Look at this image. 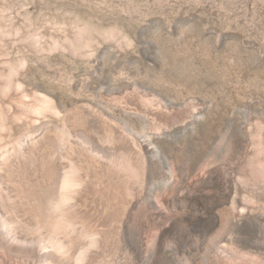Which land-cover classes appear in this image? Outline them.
Listing matches in <instances>:
<instances>
[{"label": "rangeland", "instance_id": "rangeland-1", "mask_svg": "<svg viewBox=\"0 0 264 264\" xmlns=\"http://www.w3.org/2000/svg\"><path fill=\"white\" fill-rule=\"evenodd\" d=\"M0 29V85L26 91L0 118V264H264L218 243L264 250V0H0ZM142 143L173 145L154 148L168 167L153 185ZM188 143L208 149L176 188ZM211 169L218 183L201 187ZM241 195L258 219L233 222ZM112 197L145 207L134 250V212L111 218ZM150 212L165 218L160 239Z\"/></svg>", "mask_w": 264, "mask_h": 264}, {"label": "bare ground", "instance_id": "bare-ground-1", "mask_svg": "<svg viewBox=\"0 0 264 264\" xmlns=\"http://www.w3.org/2000/svg\"><path fill=\"white\" fill-rule=\"evenodd\" d=\"M13 18V17H12ZM0 31H1V29H0ZM2 33H0V35H1ZM4 35V34H3ZM2 36V35H1ZM0 36V37H1ZM145 57L147 58H152V56H149L148 54H146L145 55ZM218 57V56H217ZM221 57V56H220ZM232 66V65H231ZM1 70V69H0ZM228 71V70H227ZM229 73H230V71H228ZM227 72V73H228ZM2 75V74H1ZM1 75H0V79H1ZM229 76V75H228ZM228 78V77H227ZM230 79V78H229ZM7 82V81H6ZM9 83H10V85L12 84L11 82H10V80L8 81ZM2 83L0 86V107H2V108H0V118H3L4 117V109L3 108H5V107H7V108H11V109H13L14 111H16V112H18V113H20L21 112V110H23L24 109V105H25V101H24V98H25V96H26V91L20 86V82L19 83H16V84H14V87L16 88H14V90L15 91H13V89H12V91L13 92H11L10 91V89H11V87L9 86V83ZM226 82H230V80L228 81V80H226ZM0 83H1V81H0ZM227 96H229V95H227ZM233 97V96H232ZM178 98V97H177ZM229 98H231V97H229ZM229 98H228V100H229ZM164 99H165V101H166V103L165 104H171V103H173L171 100L172 99H168L167 97H164ZM163 99V100H164ZM198 99V98H197ZM233 99V98H232ZM231 99V100H232ZM200 100V99H199ZM240 100V99H239ZM164 101V102H165ZM181 101V100H180ZM201 101V100H200ZM225 101H226V99H225ZM235 102H237L236 100H234ZM233 101V102H234ZM230 102V101H229ZM228 103V102H227ZM237 103H240V102H237ZM59 104H60V101H59ZM231 106H233V103L231 104ZM234 106H235V104H234ZM6 109V108H5ZM199 107L197 106V107H193V109L191 108V111H192V113H193V115H194V119L195 120H197V119H200L201 118V114H200V111H199ZM237 110V109H236ZM203 117V116H202ZM210 121V120H209ZM175 132V131H174ZM177 133V132H176ZM173 134V133H172ZM179 134H181V133H179ZM173 135H175V134H173ZM1 136V135H0ZM178 136V135H177ZM180 136H182V135H180ZM204 137V136H203ZM207 138V137H206ZM205 138V139H206ZM0 139H1V137H0ZM171 139V138H170ZM179 139V138H178ZM172 140V139H171ZM232 144V143H231ZM235 144V143H234ZM186 145V144H185ZM184 145V148L183 149H181L180 150V153H179V155L177 154V153H173L174 155H173V170L172 171H174L175 172V174L178 176V183H177V187L176 188H181V187H184L185 185H187V178H188V176L191 174V172H193V170L195 169V167L197 166V164L199 163V161H201V159H202V157L203 156H205V153H206V151H207V143H188L186 146ZM241 145V144H240ZM260 144H258L257 146H259ZM151 146H154V147H151ZM170 146H173L172 145V143H142L141 144V147H142V150L144 151V153H145V155L148 157V163L150 164L149 165V168H147V170H146V172L144 173L145 174V181H147V182H152V185H153V183H154V180H159V178H162V177H165V176H167V173H166V169H167V167H168V162H167V160L165 159V158H161V159H159L158 157H157V151L156 150H154V148H158V149H160V150H163V152H166V153H171L172 151H173V148H170ZM179 146V145H178ZM257 146H256V148H257ZM263 146V145H262ZM176 147H177V145H176ZM181 147V146H180ZM212 147V146H211ZM218 147V146H217ZM179 148V147H178ZM178 148H176V149H178ZM247 148V147H246ZM264 148V147H263ZM262 148V149H263ZM244 149V148H243ZM242 150V149H241ZM249 150V149H248ZM259 150V149H258ZM258 150H256L255 149V151H254V153L256 152V151H258ZM69 151V150H68ZM67 151V152H68ZM240 151V150H239ZM247 152V151H246ZM257 153V152H256ZM256 153H255V155H256ZM70 154V153H69ZM72 154V153H71ZM78 154V153H77ZM247 154V153H246ZM250 154V153H249ZM241 155V154H240ZM73 156V155H72ZM72 156H71V158H72ZM215 156V155H214ZM251 157H253L252 155H251ZM61 158V157H60ZM87 158V157H86ZM85 158V156H83V155H81V154H78V155H76V154H74V157L72 158V159H75V161H77V162H79V163H81L82 164V166H85V168H86V170H87V168H89V167H91L92 169H93V166H95L94 164V162H92L91 160H89V158H87L86 159ZM241 158V157H240ZM100 160V159H99ZM247 160V159H246ZM255 160V159H254ZM242 161V160H241ZM94 163V164H93ZM114 163V162H113ZM250 163V162H249ZM60 164H63V163H60ZM81 164H80V166H81ZM207 165H209V164H207ZM236 165V164H235ZM97 166V165H96ZM121 166V165H120ZM218 166V165H217ZM255 166H256V164H255ZM98 167V169L100 168L99 166H97ZM97 167H95V170H96V168ZM106 168V167H105ZM126 168H128V170H126L125 172H126V174H124V176L126 175V177L128 176V178H136V179H138L139 180V178H138V176H139V171L138 170H135L134 171V169L133 170H129V168L130 167H126ZM84 169V168H83ZM91 169V170H92ZM210 169V168H209ZM223 169V168H222ZM243 169V168H242ZM241 169V170H242ZM85 170V169H84ZM99 170H101V169H99ZM98 170V171H99ZM116 170H118V169H116ZM169 170V169H168ZM88 171V170H87ZM104 172L103 173H105V170H103ZM107 171V170H106ZM198 171V170H197ZM201 171V170H200ZM199 171V172H200ZM225 171V170H224ZM251 171V170H250ZM249 171V172H250ZM84 172V171H83ZM95 172V171H94ZM96 172H97V170H96ZM109 172V171H108ZM107 172V173H108ZM110 172H112V171H110ZM115 173H116V171H114ZM242 172L244 173V172H246V169H243L242 170ZM241 172V173H242ZM85 173H87V172H85ZM98 173V172H97ZM113 173V172H112ZM112 173L110 174L111 176H112ZM117 173H118V171H117ZM116 173V175H118ZM120 173V172H119ZM218 172H217V170L216 169H211V170H208V171H206V176H207V178H208V180L207 181H202V180H200V186L202 187L203 185L205 186V185H211L212 186V184H213V186H214V184L216 183H218V179H217V174ZM51 174V173H50ZM99 174H101V173H99ZM204 174V173H203ZM82 175H84V174H82ZM95 175V174H94ZM102 175V174H101ZM115 175V176H116ZM122 175V174H121ZM192 175V174H191ZM97 176V175H96ZM100 176V175H99ZM103 176V175H102ZM119 176H120V174H119ZM246 176V175H245ZM249 176V175H248ZM105 177V176H104ZM108 177V176H107ZM113 177V176H112ZM111 177V178H112ZM194 177V176H193ZM235 177V176H234ZM99 178H101V177H99ZM109 178V177H108ZM121 178H123V177H121ZM121 178L119 179L120 181H121ZM125 178V177H124ZM85 179H87V177L85 178V176L84 177H82V180L81 181H83V183H84V181H85ZM163 179V178H162ZM114 180H116V179H114ZM124 180V179H123ZM127 180V178L125 179V181ZM189 180V179H188ZM91 181V180H90ZM112 182V180H108V182ZM124 181V182H125ZM137 181V180H136ZM136 181H134V182H136ZM87 182V181H86ZM107 182V181H106ZM117 182V181H116ZM139 182V181H138ZM159 182V181H158ZM244 182V181H243ZM82 183V184H83ZM89 183V182H88ZM115 183V182H114ZM118 183H119V181H118ZM117 183V184H118ZM127 183V182H126ZM131 183H133V182H131ZM131 183H130V185H131ZM143 183V182H142ZM166 183V182H165ZM164 183V184H165ZM168 183V182H167ZM173 183V182H172ZM86 184V183H85ZM85 184H83L84 186H85ZM112 184V183H111ZM149 184V183H148ZM156 184V183H155ZM155 184H154V186H155ZM249 184H250V182H249ZM255 184V183H254ZM113 185H115V184H113ZM124 184H122L121 186H123ZM134 185V184H133ZM236 185V186H235ZM245 185H247V184H245ZM244 185V186H245ZM86 186H88V185H86ZM85 186V187H86ZM90 186V185H89ZM108 186H110V187H112V185H110V183H109V185ZM117 186V185H116ZM139 186V185H138ZM173 186V185H172ZM238 186V184H232V186L231 187H233V189L235 190V192L236 193H239V194H243V193H245V190L247 189V187H245L244 189H242V188H240L241 186L239 185V187H237ZM94 187V186H93ZM110 187H108V188H110ZM134 187H137V185L135 186L134 185ZM159 187V186H158ZM201 187H197V185H196V187H194V188H192L191 190H192V192H194L196 195H197V193H201L202 191H201ZM90 188V187H89ZM121 188V187H120ZM168 188V187H167ZM201 188V189H200ZM217 188V187H216ZM258 188V187H257ZM96 189V188H95ZM112 189H115L114 188V186H113V188ZM139 188L137 187V189H135V188H133V192L136 194V195H138V193H139V190H138ZM153 189V188H152ZM169 189V188H168ZM149 190H151V187H150V189ZM155 190V189H154ZM203 190V189H202ZM230 190V189H229ZM130 191H132V190H130ZM249 192H251V191H249ZM172 193V192H171ZM170 193V194H171ZM227 193V192H226ZM103 194V193H102ZM166 194H167V192H166ZM263 194V193H262ZM230 195V194H229ZM255 195V194H254ZM254 195H252V197L254 196ZM114 196V195H113ZM135 196V195H134ZM140 196V195H139ZM142 196V195H141ZM147 196V195H146ZM150 196V195H149ZM182 196V195H181ZM241 196H243V195H241ZM99 197V196H98ZM102 197V196H101ZM107 197V196H106ZM165 197V196H164ZM256 197V196H255ZM264 197V196H263ZM262 197V195H260V194H257V198L259 199V200H264V198ZM112 198H114V197H112ZM111 198V199H112ZM119 198V197H118ZM141 198V197H140ZM217 198H219V197H217ZM217 198H216V200H217ZM110 199V198H109ZM109 199H107V201H109ZM181 199V198H180ZM119 200V199H118ZM116 198H114V202L112 201V203H111V205H109V207H110V209H111V211H110V215H112V216H110L111 218L112 217H120V216H122V215H124L125 216V214H127V213H130V212H132L133 214L131 215V220H130V223L128 224V228H127V230H128V236H129V238H130V240L133 242V246L130 248L131 250H134L136 247H137V243L139 242V238H140V234L142 233V231H144L145 229H144V224L142 223V221H141V219H140V217L139 216H137V215H135V213H138V215H139V213L140 214H143L146 210H145V207L143 208V207H139L138 206V204H137V202L136 203H134L133 202V204L130 206V207H127V206H125V204H123L122 202H121V200L120 201H118ZM177 201V200H176ZM260 201V202H261ZM148 203H151V200H148L147 201ZM217 202V201H216ZM231 202H232V204H233V206L234 207H239V213H237V214H235L234 215V217H233V222H235V221H244V220H249L250 221V219H253V218H255L256 217V219H258V217L262 214L261 213V211L260 210H255V207L254 208H252L251 206H249L248 205V203H247V196H243V198H241V197H234V198H232L231 199ZM109 203V202H108ZM168 203L169 202H167V201H165V204L168 206ZM145 204V203H144ZM187 204V203H186ZM107 205V204H106ZM170 205V204H169ZM177 205V204H176ZM190 206V205H189ZM166 207V206H165ZM202 207V206H201ZM207 207V206H206ZM260 207V206H259ZM262 207V206H261ZM151 208V207H150ZM193 208V207H192ZM240 208H241V210H240ZM264 208V207H263ZM208 209V208H207ZM170 212V211H169ZM150 214V216H149V220H150V222H151V224H153L154 226L156 225L157 226V228H158V230H159V239L160 238H162V236L166 233V232H164L163 231V220L165 219V218H163L160 214H158V213H155V212H153V213H149ZM165 216V215H164ZM128 217V216H127ZM126 218V217H125ZM179 218V217H178ZM170 220H173V218L171 219L170 218ZM177 220V219H176ZM175 220V221H176ZM211 220H214V218L213 217H211ZM174 221V220H173ZM202 221V220H201ZM210 221V220H209ZM128 222V221H127ZM126 222V223H127ZM166 223V222H165ZM210 223V222H209ZM214 221H212L211 223H210V227H212L213 225H214ZM264 226V225H263ZM147 227V226H146ZM125 229V228H124ZM150 229V228H149ZM210 229V228H209ZM121 230V229H120ZM97 232V231H96ZM146 232V231H145ZM91 233V232H90ZM121 233V232H120ZM88 235V234H87ZM113 236V235H112ZM193 235H191V237H192ZM190 237V238H191ZM128 238V239H129ZM220 240L218 241V243H220V246H223V247H226V244L228 243V244H234L233 246H235V247H238L239 249H243V250H245V252H247V253H251V254H253V253H255V254H257V256L259 255V256H263L264 257V250L262 249L261 251L259 250V249H255V247H253L254 249H252V248H250V247H245V246H241V245H238L237 244V242H235L234 241V238H233V235L232 234H229V233H227V234H225V235H222V237H220L219 238ZM238 239V238H237ZM163 240V239H162ZM193 240V239H192ZM191 240V241H192ZM157 241V240H156ZM177 241V240H176ZM188 241V240H187ZM238 241V240H237ZM143 242V241H142ZM224 242V243H223ZM227 242V243H226ZM157 243V242H156ZM183 243V242H182ZM254 243V242H253ZM122 245H123V243H122ZM159 245H160V243H159ZM182 245V244H181ZM120 246V245H119ZM158 246V245H157ZM156 246V247H157ZM219 246V245H218ZM121 247V246H120ZM159 248V247H158ZM230 248V247H229ZM248 248H250V249H248ZM160 249V248H159ZM238 249V250H239ZM231 250V249H230ZM128 252V251H127ZM133 252V251H132ZM158 254V253H157ZM209 254V253H208ZM168 256H169V253H168ZM193 257V256H192ZM167 259V258H166ZM260 259H261V257H260ZM263 259V258H262ZM154 260V259H153ZM164 260V259H163ZM169 262H170V259H169Z\"/></svg>", "mask_w": 264, "mask_h": 264}]
</instances>
